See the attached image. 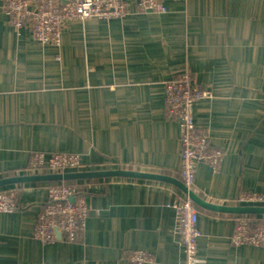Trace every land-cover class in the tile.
I'll use <instances>...</instances> for the list:
<instances>
[{"label":"crops","instance_id":"0c3cea01","mask_svg":"<svg viewBox=\"0 0 264 264\" xmlns=\"http://www.w3.org/2000/svg\"><path fill=\"white\" fill-rule=\"evenodd\" d=\"M166 4L163 13L70 21L55 46L28 28L18 33L0 0V178L50 173L28 169L31 155L68 151L81 154L84 170L183 180L179 121L166 113L163 83L188 70L193 86L215 91L195 117L225 151L221 171L197 163L193 189L224 205H239L244 191L264 193V0ZM63 181L0 187L19 188L18 208L0 212V264H135L136 249L151 255L144 264L186 263L169 205L186 193L165 179H78L91 206L85 228L73 241L36 238L50 185ZM198 208L201 264H264V246L231 242L241 214Z\"/></svg>","mask_w":264,"mask_h":264},{"label":"built area","instance_id":"2783aa9c","mask_svg":"<svg viewBox=\"0 0 264 264\" xmlns=\"http://www.w3.org/2000/svg\"><path fill=\"white\" fill-rule=\"evenodd\" d=\"M4 7L18 31L23 32L28 28L35 39L46 44H59L66 23L73 20L97 17L112 21L128 17L135 11H168L166 0H140L135 8L129 6L128 0H39L35 8L30 0H4ZM163 86L166 90V113L179 121L183 143L182 179L189 188H193L199 161L208 163L216 171H221L223 166L225 151L212 143L208 131L198 125L195 117L196 104L203 99H213L215 91L209 87L193 86L188 70L179 72L165 81ZM84 165L83 157L76 152L36 151L31 155L28 169L66 172L84 170ZM18 189L16 186L0 189V212H11L18 208ZM236 199L239 205H264V193L257 191L241 192ZM169 205L176 209V234L185 247V264H201L198 205L187 193ZM90 213L86 193L79 185L64 181L51 184L49 198L37 215L35 237L53 245L58 241V229L68 240H76L85 228ZM231 242L236 246H264V224L253 227L247 216L239 215ZM130 256L135 264L152 260L149 253L140 249L132 251Z\"/></svg>","mask_w":264,"mask_h":264},{"label":"water","instance_id":"95a60500","mask_svg":"<svg viewBox=\"0 0 264 264\" xmlns=\"http://www.w3.org/2000/svg\"><path fill=\"white\" fill-rule=\"evenodd\" d=\"M138 2L140 0H137ZM134 176V177H144V178H157V179H165L172 181L179 185L185 193H187L194 202L202 207L209 208L216 211L222 212H232L239 214H263L264 213V205H224L219 203H214L202 197L199 193H197L193 188H189L183 180H180L176 177L145 172L139 170H127V169H95V170H84V171H66V172H51L46 174H17L11 175L7 177L0 178V187L15 184V183H25L29 181H63V180H73V179H85V178H96V177H104V176ZM75 197L72 198L74 200ZM58 238H61L62 232L60 230H56Z\"/></svg>","mask_w":264,"mask_h":264},{"label":"trees","instance_id":"16d2710c","mask_svg":"<svg viewBox=\"0 0 264 264\" xmlns=\"http://www.w3.org/2000/svg\"><path fill=\"white\" fill-rule=\"evenodd\" d=\"M75 181L77 180L76 179L64 180V182H67V183H75ZM54 183L56 182H53L52 184ZM241 215L247 216V218H249L250 223L253 227L259 224H264V213L263 214L250 213V214H241Z\"/></svg>","mask_w":264,"mask_h":264},{"label":"rangeland","instance_id":"374dc122","mask_svg":"<svg viewBox=\"0 0 264 264\" xmlns=\"http://www.w3.org/2000/svg\"><path fill=\"white\" fill-rule=\"evenodd\" d=\"M128 2H130V0H128ZM69 23V22H68ZM67 24V23H66ZM64 29H65V27H64ZM64 29H63V33H64ZM17 31V30H16ZM18 33H20V34H22L23 32H21V31H17ZM63 33H62V36H61V41H60V43L59 44H52V45H55V46H60L61 45V43H62V39H63ZM31 35V37L34 39V40H36V41H38L37 39H35V37L32 35V34H30ZM38 42H40V41H38ZM40 43H42V42H40ZM42 44H46V43H42ZM48 45V44H47ZM18 191H19V189H18ZM19 194V193H18Z\"/></svg>","mask_w":264,"mask_h":264}]
</instances>
